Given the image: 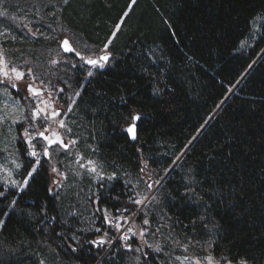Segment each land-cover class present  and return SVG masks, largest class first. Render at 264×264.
Masks as SVG:
<instances>
[{"label":"trees","instance_id":"16d2710c","mask_svg":"<svg viewBox=\"0 0 264 264\" xmlns=\"http://www.w3.org/2000/svg\"><path fill=\"white\" fill-rule=\"evenodd\" d=\"M60 15L86 46L112 54L83 85L82 67L72 74L75 110L102 157L115 171L143 166L157 178L194 140L160 188L167 212L200 235L211 225L215 256L264 264V0H68ZM135 114L131 141L123 128ZM43 160L24 190L0 187V245L9 249L0 264H158L137 256L135 236L116 239L100 212L88 228L66 218ZM122 180L98 182L89 201L112 216L134 212Z\"/></svg>","mask_w":264,"mask_h":264},{"label":"rangeland","instance_id":"374dc122","mask_svg":"<svg viewBox=\"0 0 264 264\" xmlns=\"http://www.w3.org/2000/svg\"><path fill=\"white\" fill-rule=\"evenodd\" d=\"M64 3L65 0H0V17H11L13 22L21 24V33L14 24V30L0 29V67L6 65L4 70L8 71L7 77L0 73V187L20 192L27 186L24 181L37 160V157L29 154L27 130V134L33 138L32 144L39 154V161L44 159L49 168L51 192L57 198L58 209L66 218L76 217L83 227L88 228L94 223L95 214L100 212L107 224L113 213L104 207L92 205L89 200L98 182L110 183L120 177L126 185L132 187L133 198L130 202L134 204L135 210L132 213L127 211L120 214L124 219L122 216L121 218L127 221L119 220L122 226L130 225L127 230L132 227L135 229L134 236L139 242L134 247L137 256L142 252L152 253L158 264H196V261H199V264H208L206 257L209 256L212 258V264H236L224 256H215L212 253L214 231L211 225L206 226L203 235H200L198 224L182 226L167 212L165 196L160 192V188L171 168L157 178H151L149 171L143 166L141 174L131 170L115 171L112 169L113 163L102 157L103 152L97 141L90 140V127L80 119L75 110L78 97L76 93H80L81 88L75 86L72 74L74 67L81 66L83 85L89 71L93 75L99 66H87L82 59L79 63H74L72 57L63 55L59 44L63 38H68L75 50L86 58H96L102 52L110 50L107 47L105 51V46L97 50L86 46L78 34L62 24L60 11ZM260 22L261 18L258 16L253 19L252 30L243 45H250L254 40ZM118 25L110 41L120 28L121 22ZM16 32L21 35L19 40L22 46L15 45L18 44L15 43ZM33 61L38 64L37 69L30 67ZM50 66L53 71L50 77H46V69ZM12 68L24 73L23 78L17 80L11 72ZM41 70L45 73H41ZM57 76L61 81L56 85L52 81L51 84V78L55 79ZM28 84L42 88V94L32 95L26 90ZM12 89L21 97H16ZM60 100H65L66 105ZM38 109L43 111L37 116L35 113ZM57 110H60V114L53 118L51 113ZM25 119L32 121L26 122ZM60 121L64 122V127L60 126ZM130 121L131 119L127 124ZM23 123L25 127L21 131L20 125ZM55 130L62 133L69 146L63 149L56 144L48 148L49 155L45 158L43 149L46 144L37 135L40 131ZM89 161L92 164H89ZM28 162L32 163L29 170L25 171V163ZM93 166L96 168L95 172L91 171ZM53 168L56 171H53ZM12 181L16 183L13 184ZM138 216H141L140 220ZM145 220L148 224L144 223ZM109 247L108 244L106 252ZM7 252L9 249L3 244L0 245V258Z\"/></svg>","mask_w":264,"mask_h":264},{"label":"snow or ice","instance_id":"6c2138e0","mask_svg":"<svg viewBox=\"0 0 264 264\" xmlns=\"http://www.w3.org/2000/svg\"><path fill=\"white\" fill-rule=\"evenodd\" d=\"M65 2H67V0H65ZM118 27H119V25L117 26V28H118ZM114 35H115V34H114ZM109 43H111V41H109ZM62 47L64 48L65 51H74V49H72V47H71V45L69 44V41H68L67 39H65V40L62 42ZM107 47H108V45L106 44V45H105V51H106ZM75 54H76L77 56H80L82 60H85L86 64H88V65H92V66L103 67L104 64L102 63V61H107V60L109 59V56H108L107 54L100 56L98 59H93V58H90V57H88V58L83 57V56H81V53H79V52H76ZM53 63H55V61H53ZM5 68H6V65H4L3 67H0V73H2L3 76L7 77V76H8V71H5V70H4ZM11 72L15 74V78H16L17 80L22 79L23 76H24V73L17 71L16 68H12V69H11ZM88 75L91 76V75H92V72L89 71ZM13 87H15V85H13ZM28 89H29V91H30L31 93H33L34 95H35V94H38V93H37V90L34 89L31 85H28ZM76 95H79V93H76ZM73 102H74V101H73ZM70 110H71V108L69 107V111H70ZM42 111H43V109H38V110L36 111L35 115L38 116V115L40 114V112H42ZM59 114H60V113H59L58 111H53V112L51 113V116L54 118V117L58 116ZM131 119H132V121H133V125L130 126L129 128H127L126 131H127L128 133H131V134H132V137L135 138V132H134L135 122H136L137 120H140V119H141V116H140L139 114H136V115H134L133 117H131ZM59 123H60V126H61V127H64V126H65L63 121H60ZM26 135L28 136V145H29V148H30V153H29V154H30L32 157H37V160H36V164L33 165L31 171L28 172L27 177H26V179H25V181H24V185H27V183H28V179L33 178V174L37 171V166L39 165V162H40V161H39V158H38V155H39V154H38L37 151L35 150V145L32 144V139H33V138H32L30 135L27 134V130H26ZM38 137H40V138H42L43 140L47 141V145H48V147H50L51 145L56 144V143L61 144V145H62L63 147H65V148L68 147V145H67V144H64V142H63V140L61 139V137H60L57 133H55V132H53V133H52V136L49 137V136L45 135V132L42 131V132H39V133H38ZM72 143H75V141H72ZM48 147H45V148L43 149V155H44V156H48V155H49ZM89 164H92V162L89 161ZM19 166H20V165H17V167H19ZM81 166L83 167V165H81ZM53 171H56V169L53 168ZM91 171L95 172V171H96V168L93 166V167L91 168ZM12 183L15 184L16 182H15V181H12ZM0 195H3V193H0ZM136 203H141V201H136ZM0 223H3V222L0 221ZM144 223H145V224H148V221L145 220ZM141 235H143V232H141ZM125 239H127V237H125ZM91 243L96 244L97 241H92ZM99 243H100V244H103V243H104V240H100ZM157 250H159V249H157ZM73 251H75V249H73ZM206 260L208 261V264H212V258H211L210 256H209V257H206ZM196 264H199V261H196Z\"/></svg>","mask_w":264,"mask_h":264},{"label":"water","instance_id":"95a60500","mask_svg":"<svg viewBox=\"0 0 264 264\" xmlns=\"http://www.w3.org/2000/svg\"><path fill=\"white\" fill-rule=\"evenodd\" d=\"M65 39H67L68 41H69V44L71 45V47H72V49H74V51H65L64 50V48L62 47V42L65 40ZM59 46H60V50L63 52V53H65V54H75L76 52H78V51H76L75 50V47L73 46V44L70 42V40L68 39V38H63L62 40H61V42H60V44H59ZM80 53V52H79ZM105 54H107L108 56H109V59L111 58V56H112V54H111V52H102L98 57H96V58H93V59H98L100 56H102V55H105ZM264 54V50L260 53V55H259V57L257 58V60L256 61H258V59L262 56ZM76 55V54H75ZM77 56V55H76ZM77 57H79V58H81L80 56H77ZM108 59V60H109ZM107 60V61H108ZM107 61H102V63H107ZM255 61V62H256ZM84 63H85V65H87V66H90V65H88V64H86V62H85V60H84ZM252 67V66H251ZM101 68H103V67H101ZM251 69V68H250ZM250 69L248 70V72L250 71ZM247 72V73H248ZM246 73V74H247ZM246 74L244 75V77L246 76ZM243 77V78H244ZM34 89H36L37 90V93L38 94H41L42 93V89L41 88H34ZM35 95H37V94H35ZM229 96H227V98H228ZM227 98L225 99V101L227 100ZM224 101V102H225ZM223 102V103H224ZM222 105V104H221ZM221 107V106H220ZM220 107L218 108V110L220 109ZM217 110V111H218ZM59 113H60V110H57ZM136 115V114H135ZM211 119H212V117H211ZM211 119H209L208 120V122L206 123V125L203 127V129L201 130V131H203L204 129H205V127L208 125V123L211 121ZM138 121V120H137ZM137 121L135 122V126H134V132H135V138H133L132 137V134L131 133H128L127 131H126V129L127 128H129L130 126H132L133 125V121H131L129 124H127L126 126H125V128H124V132H126L127 133V135H128V137H129V139L131 140V141H134L135 139H136V124H137ZM40 132H42V131H40ZM44 132V131H43ZM53 132H55V133H57L60 137H61V139L63 140V142H64V144H67L68 146H69V144L65 141V138L63 137V135H62V133L60 132V131H58V130H55V131H52V132H45V135H47V136H49V137H51L52 136V133ZM201 133V132H200ZM199 133V134H200ZM198 134V135H199ZM198 135L196 136V138L198 137ZM38 136V135H37ZM38 138H40V137H38ZM41 140H43L42 138H40ZM44 142H45V144H46V147H48V145H47V141H45V140H43ZM194 142V140L191 142V144ZM57 145H59L61 148H63V149H67V148H65V147H63L61 144H59V143H56ZM56 144H53V145H51L50 147H52V146H54V145H56ZM191 144L187 147V149L191 146ZM50 147H48V148H50ZM187 149L182 153V155L178 158V160L173 164V166L171 167V169L172 168H174L175 166H176V164L179 162V160L182 158V156L184 155V153L187 151ZM45 158H48V156H45ZM171 169H169L168 170V172H167V175L171 172ZM166 175V176H167Z\"/></svg>","mask_w":264,"mask_h":264},{"label":"flooded vegetation","instance_id":"af4514ba","mask_svg":"<svg viewBox=\"0 0 264 264\" xmlns=\"http://www.w3.org/2000/svg\"><path fill=\"white\" fill-rule=\"evenodd\" d=\"M12 18L11 17H4V16H1L0 17V29L2 30V29H10V30H14V27H17L18 28V30H19V32L21 33V24L20 23H16L15 21L13 22L12 20H11ZM2 21V22H1ZM12 24H14V27L12 26ZM7 25V26H6ZM18 25V26H17ZM19 32H16L15 33V43H18V44H15V45H21V41L19 40V38H21V35L19 34ZM13 40V39H12ZM22 46V45H21ZM76 56V55H75ZM77 57V56H76ZM79 60H81V58H79V57H77ZM109 60H111V58L109 59ZM108 60V61H109ZM107 61V62H108ZM85 64V63H84ZM104 64V66L107 64V63H103ZM104 66H103V68H104ZM30 67L32 68V69H37L38 68V64H37V62L36 61H33L31 64H30ZM98 69H102L101 67H98ZM47 70V72H46V77H50L51 76V72L53 71V69H52V66H50V68L49 69H46ZM30 72V71H29ZM41 73H45V72H42V70H41ZM52 81H53V77L51 78V84H52ZM28 85H31L33 88H36V87H34L32 84H28ZM28 85L26 86V90H28L29 91V89H28ZM42 89V88H41ZM12 91V93L16 96V97H21V95H19L18 96V93L15 91V90H11ZM42 92H43V89H42ZM31 93V92H30ZM32 95H34L33 93H31ZM42 94V93H41ZM37 95H39V94H37ZM21 100L23 101V98H21ZM24 103H25V101H23ZM27 114V113H26ZM25 114V115H26ZM27 116H25V118H26ZM24 121H26V122H31L32 121V119H30V120H27V119H25ZM21 126V131L23 130V127H25V123H23V124H21L20 125ZM125 128V127H124ZM124 128H123V130H124Z\"/></svg>","mask_w":264,"mask_h":264},{"label":"built area","instance_id":"2783aa9c","mask_svg":"<svg viewBox=\"0 0 264 264\" xmlns=\"http://www.w3.org/2000/svg\"><path fill=\"white\" fill-rule=\"evenodd\" d=\"M121 216L123 217V215L112 216V218L110 217L108 224L117 230L118 233L116 239L120 240L123 243H127L135 235V229L132 227V225L131 227L133 230L132 229L127 230V227H129L130 225L122 226L119 220L122 219ZM123 221H127V220H123ZM131 222L133 223V221ZM131 222H128V224L129 223L131 224ZM125 237H127V239H125Z\"/></svg>","mask_w":264,"mask_h":264}]
</instances>
